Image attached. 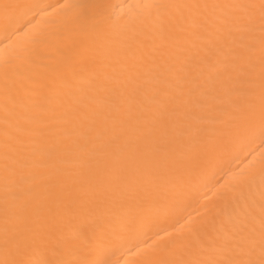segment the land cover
Masks as SVG:
<instances>
[{
	"label": "snow or ice",
	"instance_id": "6c2138e0",
	"mask_svg": "<svg viewBox=\"0 0 264 264\" xmlns=\"http://www.w3.org/2000/svg\"><path fill=\"white\" fill-rule=\"evenodd\" d=\"M257 141L264 0H0V264H264Z\"/></svg>",
	"mask_w": 264,
	"mask_h": 264
},
{
	"label": "bare ground",
	"instance_id": "6f19581e",
	"mask_svg": "<svg viewBox=\"0 0 264 264\" xmlns=\"http://www.w3.org/2000/svg\"><path fill=\"white\" fill-rule=\"evenodd\" d=\"M40 2L50 4L53 8H55L57 4L63 3L64 0H40ZM114 2L117 4H127L134 3L135 0H114ZM253 148L255 149L254 151H252ZM262 150H264V145H260L258 141L252 145H248L247 147L237 145L235 148L231 149L224 157L226 161L224 167L216 170L213 182L199 186L195 190V196L192 197L191 203L188 204V207L185 208L182 213L184 220H187L189 215H195L196 213L202 211L201 205L204 204L205 200L211 201L215 198L218 184L225 183L229 174H241L247 171L254 163L258 164ZM177 226L178 220L176 217H172L166 222L157 225V227L164 228L165 230H169L170 228H175ZM150 235V233L146 234L144 237H141V239L144 240L145 243H149L150 241L148 236ZM137 247H139V245H137ZM132 252H136V248H133ZM117 255L121 261H128L129 264L136 259V257L132 256L129 252H123V254L117 253Z\"/></svg>",
	"mask_w": 264,
	"mask_h": 264
}]
</instances>
